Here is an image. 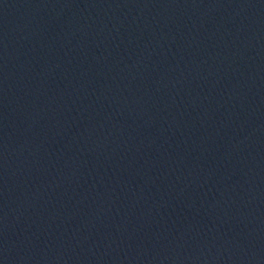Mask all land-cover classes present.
I'll return each instance as SVG.
<instances>
[{"label": "water", "instance_id": "95a60500", "mask_svg": "<svg viewBox=\"0 0 264 264\" xmlns=\"http://www.w3.org/2000/svg\"><path fill=\"white\" fill-rule=\"evenodd\" d=\"M0 264H264V0H0Z\"/></svg>", "mask_w": 264, "mask_h": 264}]
</instances>
